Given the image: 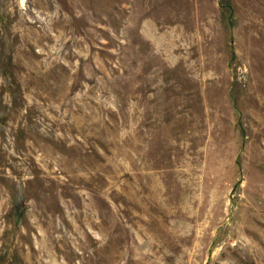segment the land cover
<instances>
[{"label": "rangeland", "instance_id": "374dc122", "mask_svg": "<svg viewBox=\"0 0 264 264\" xmlns=\"http://www.w3.org/2000/svg\"><path fill=\"white\" fill-rule=\"evenodd\" d=\"M0 264H264V0H0Z\"/></svg>", "mask_w": 264, "mask_h": 264}]
</instances>
